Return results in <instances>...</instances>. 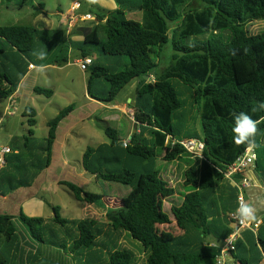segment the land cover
Masks as SVG:
<instances>
[{
	"label": "trees",
	"instance_id": "1",
	"mask_svg": "<svg viewBox=\"0 0 264 264\" xmlns=\"http://www.w3.org/2000/svg\"><path fill=\"white\" fill-rule=\"evenodd\" d=\"M17 1L20 8L31 5L41 11L45 9L44 3L38 7L35 4L42 0ZM118 2L125 4L130 12L141 11V20L129 18L124 7H117L99 14L97 24L86 32L72 29L67 40L60 28L46 30L33 24L0 26V101L17 93L28 67L33 65L25 66V57L47 43H54L55 37L60 50L70 53L75 48L83 58L93 59L88 67V70L92 68L90 93L92 83L107 82L108 88L103 93L108 95V102H113L126 86L138 80L136 96L131 98L138 128L127 146L119 132L108 126L105 133L110 143L88 147L82 161L85 171L98 182L120 186L127 193L116 207L105 208L108 197L105 193H93L80 184L61 180L60 184L77 201L104 208L105 220L67 219L57 206L47 201L54 212L51 218L30 217L19 206V215H0V264H46L47 258L33 242L56 249V256L69 249L75 252V257H82L79 264H134L137 253L120 241L125 234L141 243L147 264H217L219 248L211 246L208 237L222 242L232 231L220 234V221L209 222L212 211L209 212L204 194L215 190L217 183L224 180L228 167L246 151V145L233 141L234 120L230 114L247 112L254 120L264 116V111H251L253 106L264 102V32L254 35L247 30L250 23L264 21V0ZM236 29L244 34L236 38L226 36ZM170 42L173 65L158 72V60ZM95 52L116 57L119 65H95ZM68 61L69 57L61 56L42 62L62 66ZM182 88L188 89L191 100L181 98ZM34 92L47 98L54 95L53 90L40 87ZM73 110L69 107L48 122L45 144L33 140L32 129L38 125L37 110L32 107L24 110L29 135L23 137L24 143L19 144L18 139L16 149L8 147L11 151L0 163V196L34 184L39 171L51 163L60 123ZM190 126L196 131L188 129L185 133ZM258 129L256 138L264 135V123ZM192 138L205 143L203 159L196 157V164L186 170L183 186L189 193L180 206L171 208L169 216L163 211V200L174 197L175 188L160 179L158 172L147 168L134 172L128 163L152 162L159 153H164L162 160L169 163L191 157L182 146L172 147L171 143ZM236 208L237 203L234 212ZM172 218L183 231L178 236L167 229L165 234L160 231L163 229L160 226L172 224ZM219 219L224 225L234 224L229 216ZM19 222L26 227L31 243L26 233L20 231ZM107 235L109 245L103 240ZM258 243L264 254V240L260 236ZM247 247L237 243L234 253L237 262L258 264L260 257L250 261L239 256L238 250H248ZM54 262L50 264H61Z\"/></svg>",
	"mask_w": 264,
	"mask_h": 264
},
{
	"label": "rangeland",
	"instance_id": "2",
	"mask_svg": "<svg viewBox=\"0 0 264 264\" xmlns=\"http://www.w3.org/2000/svg\"><path fill=\"white\" fill-rule=\"evenodd\" d=\"M136 2L137 0H133V3ZM18 3L17 0H0V26L33 24L37 28L47 29L46 24H49L47 20H50L52 24L51 28L62 29L66 35V40L72 29H80L86 32L90 29L89 27L97 24V16L99 14L103 12L108 13L117 7H124L123 9L126 10L129 18L135 20H141L142 18L141 11L130 12L125 8V4H119L118 0H96L95 3H89V0H42L35 3L37 7L40 3H44L45 9L43 11L31 5L20 8ZM126 5L129 6L130 4L126 3ZM247 30L254 35L263 33L264 21L250 23L247 26ZM243 34L242 31L236 29L231 33H227L226 36L236 38ZM57 40L58 38L55 37L53 39L54 43H47L46 47L37 48L36 50L47 53L45 60L61 58L63 56L69 57V63L63 64L62 67L47 68L41 73L38 71V66L45 63L36 59L31 54L28 58L25 57V66L28 63H33L35 69L32 71L28 70V75L22 80L14 101L10 102L8 99L0 101V146L16 149L18 139H20L19 144L24 143L23 137L29 135L28 130L30 129L26 117L23 116L24 110L27 107L37 110L38 125L32 129L34 131L33 140L37 144L46 143L49 131L48 122L55 119L61 111L69 107H73L74 110L60 123L56 143L52 150L51 163L43 171H39V176L31 187L19 188L13 191V194H8V192L5 198L0 196V215H19L17 212L20 206L19 210L22 209L25 215L37 217L39 214L36 213L33 207L34 203H37L40 208V211L38 210L41 212L40 215L45 218H51L54 216V212L45 203L47 201L52 206H57L60 209L61 215L67 219L90 218L103 221L106 214L104 208L77 201L73 194L60 183L61 180L71 181L82 185L90 192L97 194L105 193L108 196L105 198V208L116 207L120 202L121 196L127 193L120 186L110 185L101 181L98 182L94 176L85 171L82 161L88 147H98L101 144L110 143V139L105 133L106 127L109 126L117 130L122 140L135 133L134 105L133 103H127V97L135 98L138 80H133L126 86L115 101L108 102V95L103 93L104 90H107L108 83L104 81L92 83L90 93L88 82L92 68L84 72L77 64L76 58L80 56V53L75 48L70 53L60 50ZM185 43L188 44L189 41H185ZM57 46L59 47L58 49ZM173 54L174 51L170 42L163 49L162 59L158 60V72L165 71L173 65ZM93 56L95 58V65H107L109 67L119 65V63H116V57L101 56L98 52H95ZM124 58L128 63V59ZM36 87L53 90L54 95L51 98L37 95L34 92ZM182 92V99H192L188 89L182 88ZM119 104H123V109L125 108L126 113L118 107ZM116 105L117 107H115ZM188 129L191 132L196 131V128L191 127L186 128L184 132L186 133ZM262 135L258 137L257 151L264 162V142L260 141ZM162 157H164V153H159L157 159L152 162L131 161L128 163V167L134 172L145 171V168L154 170L159 173L160 179L168 183L170 182L169 177L171 175L174 184H177L178 180L182 177L183 171L196 164L195 159L189 157H182L179 161L177 160L173 163L163 161ZM171 165H173V173L171 172ZM176 188L179 194L185 193L188 190L180 186V183H178ZM18 191L20 192L17 193ZM21 192L25 193L22 194ZM11 194L12 196H10ZM15 195H18L19 198L15 199V201L11 200ZM178 198L172 197L168 199L167 203L173 204V201H177ZM23 199L25 201H21ZM33 199L37 201L31 202ZM165 208L167 207H163L164 212L166 211ZM19 225L20 231L24 235L26 233V237L29 238L28 241L31 243L32 241L29 233L27 234L26 232V227L21 222H19ZM160 227H163V229L160 228V231L165 234L168 227L166 225ZM47 234L50 235V232L47 231ZM103 238L104 242L109 245V235ZM120 241L124 247L130 248L137 253L138 259L134 264H147L141 243L132 239L129 234H125ZM32 244L33 246L40 247L41 254L47 258L48 262L46 264L55 263V260L61 264H68L69 262V264H79L82 259L80 255H77L78 258L75 257V252L72 253L69 249H67L66 253L63 251L61 256H56V249H52L45 244H34V242ZM51 257H56L57 259H52ZM74 259H77V261Z\"/></svg>",
	"mask_w": 264,
	"mask_h": 264
},
{
	"label": "crops",
	"instance_id": "3",
	"mask_svg": "<svg viewBox=\"0 0 264 264\" xmlns=\"http://www.w3.org/2000/svg\"><path fill=\"white\" fill-rule=\"evenodd\" d=\"M47 22L49 23V24H46L48 27L47 29H49V30L53 29V28H51L52 27V24L50 23L51 21L47 20ZM82 58H83L82 55H80V56H77L76 59H77V61H79ZM31 66L32 65H30V67H28V70L32 71L35 69V66L34 65H33L34 67H31ZM50 67H62V66L47 65L46 69L50 68ZM27 75H28V72H27ZM27 75L25 76V78L27 77ZM16 94L13 97L9 98L8 100L10 102L14 101ZM131 101H132L131 97H127V103L131 104L132 103ZM115 107H117V105ZM118 107L120 109H122L124 113H126L125 108L123 109V107H124L123 104H119ZM119 118L121 119L120 116H119ZM258 137L256 138V143H258V141H259ZM130 139H131V136L124 139L123 142L126 140H130ZM260 141L264 142V135L261 136ZM255 149L257 151V147ZM257 155H258V159H257L255 164L248 167L244 172H242L240 174L232 175L230 177H225L224 180L217 183L215 190L206 191L204 195L207 198V203L209 205L207 207L209 208V212L212 211V215H214V217L212 215L210 216L212 219H210L209 222L213 223L214 221H220L219 223H220L221 227H220V230L218 232L220 234H225V233H228V230L231 231L233 229L234 224L230 223L228 225H224L225 223L222 221L223 222V224H222L219 217H221V216L231 217V215L234 213V209L236 207L235 196H236L237 191H238L239 183L241 182L242 179L249 180L251 185L246 190L247 203L252 204L257 208V215L259 217V220L257 222L252 223V224L258 223L259 225L256 229L247 228L241 232V237L238 241V244L248 246L247 247L248 250L247 249L242 250L241 252L238 250V253H239L240 257L245 258V259L250 260V261H255V260L259 259V257H260L261 261L258 264H264V254L262 253L261 246L258 243V236H260L262 238V240H264V162L261 160L258 151H257ZM183 158H188V157H183ZM189 158H193L196 161V157L194 158L191 156ZM176 161H173V162H176ZM178 161H179V159H178ZM172 166L173 165H171V172H172ZM185 172L186 171H183L182 177L180 180H178L177 184H174V182H173L174 180L170 175L171 173L169 174L170 175V177H169L170 182L168 184L170 187L175 188V190H176V194L174 197H179L177 201H173V204L172 203L168 204L167 203L168 199L163 200V207H167V208H165L166 211L164 213H166L169 216H171V208L173 206H180L183 203L184 196L189 193V190H188L185 193L179 194V192H177V188H176L178 183H180V186L184 187L183 185L185 182ZM19 192L20 191H18L17 193H19ZM21 193L24 194L25 192H21ZM12 194L10 196H12ZM180 195H182V196H180ZM180 197H182V198H180ZM17 198H19V196L15 195V197H12L11 200L15 201V199H17ZM21 201H25V199H23ZM33 201H37V200L33 199L31 202H33ZM212 201L214 202L213 206H211L213 204ZM33 207L36 210V213L40 215L41 212H39L40 208L37 205V203L36 204L34 203ZM167 230L171 231L175 236H178V235L183 233V231H181L177 227L176 221L173 220V218H172V224L168 226ZM208 242L211 246L216 247V248H218L219 244L221 243V242H218L217 239L213 238V237H208ZM238 264H241V263L238 262Z\"/></svg>",
	"mask_w": 264,
	"mask_h": 264
},
{
	"label": "built area",
	"instance_id": "4",
	"mask_svg": "<svg viewBox=\"0 0 264 264\" xmlns=\"http://www.w3.org/2000/svg\"><path fill=\"white\" fill-rule=\"evenodd\" d=\"M93 59L91 57L82 58L81 60L77 61V64L80 68L86 72L88 67L92 64ZM31 67H34L33 65ZM129 141H125L124 144L127 146ZM182 146L188 153H190L194 158L198 157L200 160L203 159V152L205 149V143L198 139H184V140H174L172 141V147L176 145ZM11 149L8 147L0 146V163L2 164L4 155L10 153ZM258 159L257 151L254 148L251 151H245L241 156H239L236 161L228 167L227 172L225 173V177H230L232 175L240 174L244 172L248 167L252 166L256 163ZM250 182L247 179H242L238 186L237 191V208L239 207V203L241 198L243 201L247 202L246 198V190L250 186ZM236 208V209H237ZM231 218L234 221L233 229L229 233L227 237L219 244V254L217 256V264H238L236 258L234 257V253L237 249V243L241 237V232L244 229H256L258 227V223L255 224H248L241 226L236 218L231 215ZM231 235V243H228V237Z\"/></svg>",
	"mask_w": 264,
	"mask_h": 264
},
{
	"label": "clouds",
	"instance_id": "5",
	"mask_svg": "<svg viewBox=\"0 0 264 264\" xmlns=\"http://www.w3.org/2000/svg\"><path fill=\"white\" fill-rule=\"evenodd\" d=\"M96 0H89V3H95ZM36 59L41 61L46 59L47 53L41 50H34L31 53ZM47 65L41 64L38 66V71L43 73ZM252 113L264 111V102H260L252 107ZM234 120L233 126V141L237 145H246V150L251 151L258 147L256 143V136L258 134V125L264 123V116L259 119H253L247 112H232L230 114ZM236 218L241 226L252 224L259 220L257 215V208L249 204L241 198L239 207L232 214ZM228 243H231V235L228 237Z\"/></svg>",
	"mask_w": 264,
	"mask_h": 264
},
{
	"label": "water",
	"instance_id": "6",
	"mask_svg": "<svg viewBox=\"0 0 264 264\" xmlns=\"http://www.w3.org/2000/svg\"><path fill=\"white\" fill-rule=\"evenodd\" d=\"M137 128H138V124L135 123V132H136Z\"/></svg>",
	"mask_w": 264,
	"mask_h": 264
}]
</instances>
